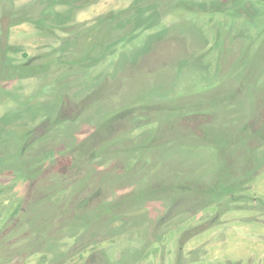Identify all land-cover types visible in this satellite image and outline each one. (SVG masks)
I'll return each mask as SVG.
<instances>
[{
	"label": "rangeland",
	"instance_id": "1",
	"mask_svg": "<svg viewBox=\"0 0 264 264\" xmlns=\"http://www.w3.org/2000/svg\"><path fill=\"white\" fill-rule=\"evenodd\" d=\"M143 1L0 0V264H264V0ZM184 180L216 200L174 215Z\"/></svg>",
	"mask_w": 264,
	"mask_h": 264
},
{
	"label": "trees",
	"instance_id": "2",
	"mask_svg": "<svg viewBox=\"0 0 264 264\" xmlns=\"http://www.w3.org/2000/svg\"><path fill=\"white\" fill-rule=\"evenodd\" d=\"M157 0H155V1H152V0H149V3L151 4V3H155ZM145 2V0L143 1V3ZM143 3H135L134 2V4H132L129 8H127V9H125V10H123V11H121L120 12V14L119 15H115V16H113V18L110 20V21H108V24H104V26L101 28V36H100V38L102 39V42L101 41H98L97 43H95L94 45H91V49H96V52L97 53H95V55L94 56H90V53L92 52V51H89L88 50V52H90L89 54L86 52V50H85V54L83 55V57H81L82 58V61L83 60H85V59H88V62L89 61H95V60H100L99 58H101L102 59V57H103V55L105 54V53H107V51L108 50H111V48H113L115 45H113V44H125V43H127V42H130L131 41V39H132V36L133 35H135L136 34V32H138L137 30H142V31H145V30H148L151 26L150 25H146V24H140L139 22H136V16H142L144 13H146V12H148L149 11V9H143ZM144 4H146V3H144ZM134 10V11H133ZM151 11L153 10V9H150ZM133 11V12H132ZM130 12V15H134L135 16V18H132V20H130V17H128L127 19L125 18L126 17V15H128V13ZM149 15H152V13L151 14H149ZM149 15H148V17H149ZM15 20V19H14ZM16 20H18V21H16L17 23H19V22H24V20L22 19V17H20V16H17L16 17ZM129 20V21H128ZM14 23V22H13ZM112 30H116L119 34H121L120 36L118 35L117 37H115V39L113 40V41H110L109 43H108V34L112 31ZM136 31V32H135ZM3 32V31H2ZM3 33H1L0 32V38H1V42H0V44L2 45V35ZM100 39V40H101ZM106 46H105V45ZM89 45H90V43H89ZM113 46V47H112ZM108 48V49H107ZM113 51L111 50V53H112ZM99 54V55H98ZM73 60H74V63H77V58H73ZM60 62V61H59ZM93 67V66H92ZM79 69V68H78ZM84 70H85V72H87V66H84ZM21 76H23V73H21L20 74ZM97 91V90H96ZM99 97V96H98ZM98 97H95V101H97L98 100ZM100 98V97H99ZM97 99V100H96ZM86 101H84V104L85 105H83V108L84 109H86V107L89 105V102L90 101H88L87 99H85ZM146 108H157V109H159V108H161V107H159V106H153V105H151V106H148V107H146ZM182 110V112L183 113H181V117H180V120L176 123V122H172L170 125H168L167 127H162V126H160V124L158 123V121H156V122H154L153 124H154V130H153V132H152V135H151V139H149V141L144 145L145 147L147 146V147H152L151 145H150V141L151 140H157L158 141V145L160 146V145H162V144H169V142H171L173 139H168L166 142H164V143H161V141H160V137L163 135V133L167 130V128H169V129H174V128H180V129H184V130H191V129H194L195 130V126H194V128H192L191 126H189V127H187V126H184V125H182V122L183 121H185V120H189L190 121V124L191 123H193V121H194V112L193 111H190V110H186V109H181ZM188 115H190V116H188ZM122 116V114L120 113V112H118V113H116L115 115H113L112 117H110L109 119H107L106 121H104L100 126L102 127V126H108L109 124H112V128H113V126H114V124H113V122L115 121V122H117L118 120H119V118ZM210 122V121H209ZM99 126V127H100ZM101 127H100V129H101ZM249 134L251 135H253V134H255V135H257L256 133H250L249 132ZM251 135V136H252ZM158 136V137H157ZM116 137H119L118 135L116 136ZM116 137H114V138H112V137H110V138H107L106 137V141H103V142H101L100 144H99V146L100 145H102L103 143H105L106 144V148L105 149H108V145L110 144V143H112L115 139H116ZM253 137H254V135H253ZM105 138V137H104ZM103 138V139H104ZM109 140V141H108ZM121 142V141H120ZM114 143V142H113ZM99 146H98V148H97V150H99ZM154 146V145H153ZM113 147H114V145H113ZM157 147V146H156ZM153 148H155V147H153ZM152 149V148H151ZM247 164L246 165H243L242 167H239L240 168V170L241 171H244V172H247L249 169H250V163L249 162H246ZM243 181H248L247 179H244ZM240 183L239 184V186H237V187H241L243 184H247V183ZM176 185H181L179 182H177L176 183ZM216 185H217V183L215 184V186H213V185H207V186H205V187H203L202 185H200V184H195L194 182H192V181H189V180H184V185L182 186L184 189H185V191H187V192H189V191H191V194L189 195V194H186V195H181L180 197H178V198H180L179 200H177L175 203H173L172 205H171V207L170 208H172V209H174V215L175 214H178L179 212H178V210L177 209H179V208H182V211H184V212H189V211H191V210H195V209H200V208H202V207H205V206H207V205H209V204H212L216 199H214V200H211V198H207V200H206V202L205 203H203V204H198V202H199V199L200 198H203V197H209L211 194H213V190L214 191H216ZM223 187H225V188H227L226 189V192L225 193H223L222 195H226L227 193H231L232 194V190H234V188L233 187H231L230 186V184H223ZM228 187H231V188H228ZM179 188H178V186H177V190H178ZM196 189V190H195ZM152 191V190H151ZM151 191H149V194L150 193H152ZM195 191H196V193L197 194H195ZM198 192H200V193H198ZM208 193V194H207ZM203 194V195H202ZM127 195H129V194H127ZM139 195V194H138ZM130 196V195H129ZM204 199V198H203ZM132 198L130 197L129 198V201H130V203L129 204H126V205H130L131 203H132ZM124 204L126 203V200H124V202H123ZM261 203H263L264 204V201L263 202H261ZM132 204H135L134 202L132 203ZM182 211L180 212V213H182ZM183 212V213H184Z\"/></svg>",
	"mask_w": 264,
	"mask_h": 264
},
{
	"label": "flooded vegetation",
	"instance_id": "3",
	"mask_svg": "<svg viewBox=\"0 0 264 264\" xmlns=\"http://www.w3.org/2000/svg\"><path fill=\"white\" fill-rule=\"evenodd\" d=\"M44 124H45V121H44L42 124H40L39 127L41 128ZM39 127H38V128H39ZM24 148H25V146H24Z\"/></svg>",
	"mask_w": 264,
	"mask_h": 264
}]
</instances>
